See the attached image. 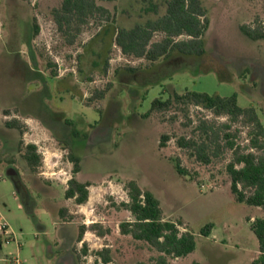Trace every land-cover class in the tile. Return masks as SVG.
<instances>
[{
  "label": "rangeland",
  "instance_id": "obj_1",
  "mask_svg": "<svg viewBox=\"0 0 264 264\" xmlns=\"http://www.w3.org/2000/svg\"><path fill=\"white\" fill-rule=\"evenodd\" d=\"M169 1L97 0L112 21L91 20L69 44L55 19L63 0H0V264H100L96 252L107 247L116 264L151 263L156 250L120 234V224L133 220L123 206L130 181L155 195L181 233L196 235L195 251L169 264H251L260 257L251 224L264 212L232 194L233 151L224 147L226 134L248 144L251 128L175 96L237 95L264 125V39L242 31L261 27L264 0H202L210 24L201 57L125 56L118 29L157 20ZM156 99L172 103L153 108ZM205 121L221 131L220 147L199 128ZM163 136L169 139L161 146ZM183 139L193 146H181ZM28 145L40 156L35 167L25 158ZM177 160L187 175L177 172ZM71 180L89 185L86 204L66 198ZM94 224L110 233L88 230L76 243L78 230ZM208 224L212 233L202 236ZM66 252L71 259L62 260Z\"/></svg>",
  "mask_w": 264,
  "mask_h": 264
},
{
  "label": "trees",
  "instance_id": "obj_2",
  "mask_svg": "<svg viewBox=\"0 0 264 264\" xmlns=\"http://www.w3.org/2000/svg\"><path fill=\"white\" fill-rule=\"evenodd\" d=\"M55 19L59 30L68 38L69 44H74L76 36L82 31L81 28L91 20L103 19L109 22L112 21L113 16L109 9L99 5L97 0H63L61 9L55 12ZM209 24L208 11L202 0H170L166 14L157 20L136 25L131 29H118L116 43L125 56L151 62L168 58L173 52L201 57L206 53L204 37ZM39 31V27L35 26V34H39ZM242 31L252 40L264 39V22L256 29L243 26ZM157 34H161L162 39L154 41ZM175 98L211 111L217 117L226 116L230 123L241 120L244 125L251 128L249 143L246 145L229 140L231 135L226 134L228 141L224 147L233 151L227 170L231 177V192L236 200L250 207L260 208L264 212V125L256 109L240 107L237 95L220 97L189 91L184 95L177 94ZM171 103V99L165 102L156 99L152 107L156 108L159 105L168 107ZM223 127L230 129L232 124ZM199 128L204 129L208 140L216 142L220 147V130L209 126L206 121L202 122ZM168 139L169 137L163 136L161 146H164ZM180 145L192 147L193 143L183 139ZM199 153L208 163L206 148H200ZM25 158L31 167L40 163L35 145H28ZM175 168L180 175H187L178 160L175 162ZM88 187V184L71 180L66 198L75 199L78 205H84L89 198ZM126 190L129 202L124 203L123 206L131 213L133 220L120 224V234L146 242L159 253L151 263L138 264H169V258H185L195 251L196 235L191 231L181 233L178 224L166 220L161 203L151 191L142 190L136 181L128 182ZM88 230L100 237L110 233V230L105 229L101 224H94L92 227L84 225L80 228L79 241H83ZM212 230L213 225L208 224L200 234L208 237ZM251 230L259 242L260 252V257L252 264H264V217L252 221ZM83 252L87 253L86 247ZM96 256L100 264H116L109 247L97 251Z\"/></svg>",
  "mask_w": 264,
  "mask_h": 264
},
{
  "label": "flooded vegetation",
  "instance_id": "obj_3",
  "mask_svg": "<svg viewBox=\"0 0 264 264\" xmlns=\"http://www.w3.org/2000/svg\"><path fill=\"white\" fill-rule=\"evenodd\" d=\"M12 172H14L12 169H9V173H12ZM15 182L16 181H18V177H17V175H15L13 178H12ZM17 183V182H16ZM17 186L19 187V184L17 183ZM65 226H66V224H64ZM79 235H80V230H78V234L76 235V240H75V242L76 243H82L83 241H79ZM74 242V243H75ZM60 246V245H59ZM71 248V247H70ZM70 248L67 250V251H69L70 250ZM50 253L52 254L53 252L52 251H50ZM63 254H65V252L63 253ZM63 254H61L62 255V260H64L65 258L66 259H71V257H69L68 256V254H67V252H66V256L65 255H63ZM64 256V257H63Z\"/></svg>",
  "mask_w": 264,
  "mask_h": 264
},
{
  "label": "built area",
  "instance_id": "obj_4",
  "mask_svg": "<svg viewBox=\"0 0 264 264\" xmlns=\"http://www.w3.org/2000/svg\"><path fill=\"white\" fill-rule=\"evenodd\" d=\"M1 228H2V230H3V232H4V234L6 235V236H8V235H10V231H9V229H8V225L7 224H2L1 225ZM16 264H20V262L18 261V260H16Z\"/></svg>",
  "mask_w": 264,
  "mask_h": 264
},
{
  "label": "crops",
  "instance_id": "obj_5",
  "mask_svg": "<svg viewBox=\"0 0 264 264\" xmlns=\"http://www.w3.org/2000/svg\"><path fill=\"white\" fill-rule=\"evenodd\" d=\"M0 243H1V240H0ZM259 253H260V252H259ZM254 260H256V259L251 260V264H252V262H253ZM12 263H13V264H16V261H15V262L12 261Z\"/></svg>",
  "mask_w": 264,
  "mask_h": 264
},
{
  "label": "water",
  "instance_id": "obj_6",
  "mask_svg": "<svg viewBox=\"0 0 264 264\" xmlns=\"http://www.w3.org/2000/svg\"><path fill=\"white\" fill-rule=\"evenodd\" d=\"M9 176H11L12 174L11 173H8Z\"/></svg>",
  "mask_w": 264,
  "mask_h": 264
}]
</instances>
